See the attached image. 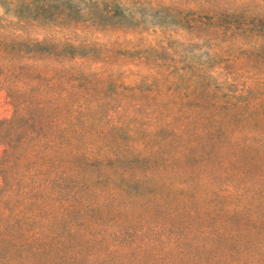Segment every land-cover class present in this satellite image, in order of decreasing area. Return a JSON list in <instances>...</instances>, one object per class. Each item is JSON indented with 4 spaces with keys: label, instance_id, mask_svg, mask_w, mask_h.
Segmentation results:
<instances>
[{
    "label": "trees",
    "instance_id": "16d2710c",
    "mask_svg": "<svg viewBox=\"0 0 264 264\" xmlns=\"http://www.w3.org/2000/svg\"><path fill=\"white\" fill-rule=\"evenodd\" d=\"M73 50L0 37L12 106L0 119V264H264V99L214 104L200 142L175 129L140 147L112 140L122 126L105 103L103 152L84 129L90 88L67 102L84 74L63 67ZM52 62L57 78L43 70ZM160 88L190 90L166 78Z\"/></svg>",
    "mask_w": 264,
    "mask_h": 264
},
{
    "label": "rangeland",
    "instance_id": "374dc122",
    "mask_svg": "<svg viewBox=\"0 0 264 264\" xmlns=\"http://www.w3.org/2000/svg\"><path fill=\"white\" fill-rule=\"evenodd\" d=\"M11 35L75 47L64 53L74 60L66 58L63 67L84 74L67 102L85 103L90 88L84 129L103 152L104 121L98 120L105 103L122 126L112 140L140 147L175 129L200 142L214 124L203 121L217 112L214 104L264 99V0H0V37ZM59 68L52 62L43 70L57 78ZM165 78L190 90L156 93ZM45 84L34 82L41 90ZM62 93L60 87L50 95ZM11 114L0 93V119ZM158 126L168 129L153 138Z\"/></svg>",
    "mask_w": 264,
    "mask_h": 264
}]
</instances>
